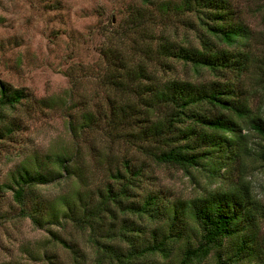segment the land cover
<instances>
[{"label":"rangeland","instance_id":"rangeland-1","mask_svg":"<svg viewBox=\"0 0 264 264\" xmlns=\"http://www.w3.org/2000/svg\"><path fill=\"white\" fill-rule=\"evenodd\" d=\"M228 1L234 16L248 29L247 37L235 44V49L245 53L248 62L240 76L227 72L224 78L234 83L236 95L256 112L264 80V0ZM136 8L155 9L141 0H0V80L29 93L26 100L5 110V122L16 125L12 126L11 134L0 138V264H107L106 258L89 241L91 232L86 226L80 227L67 216L36 226L28 217L19 215L20 206L13 201L11 191L1 187L20 165L47 170L42 156L60 151L81 164L82 176H65L32 187L36 199L44 203L66 195L67 201L76 206L77 191L86 208L93 207L97 200L96 188H103L109 181L105 166L111 164V156L116 161L122 154L142 166L138 180L129 188L133 195L125 198V203L133 200L140 203L149 192L168 206L177 200L188 203L217 189L246 185L260 205L256 213V244L264 260L263 141L244 120L240 121L239 131L243 139L230 159L221 164L205 159L200 165L186 169L156 162L135 148L132 141L114 136V129L109 132L104 129L110 113L107 100H119L120 93L109 84L104 86V75L108 76L111 66L106 64L102 50L120 48L129 59L137 52L135 43L139 44L146 35L143 30L137 34L131 31L129 18L135 17ZM168 15L171 20L165 16L161 19L163 14L155 9L149 18L151 27L145 24L142 27L150 32L147 36L156 37L162 32L185 46H198L194 15L172 11ZM146 18L140 22L144 23ZM145 42L154 44L156 39ZM138 57L149 74L160 80L198 83L219 77L204 68L194 70L174 58H163L165 63L160 66L158 57L150 60L142 52ZM39 100H44V106ZM84 113L91 114L89 121L81 118ZM69 123L75 125L74 132L70 131ZM31 204L27 201L24 206L29 209ZM109 207L113 208L114 218L102 212L105 220L102 235L115 233L121 218L139 224V241L150 240V228L165 225L164 215L159 220H149L144 215L138 218L129 212H120L114 205ZM58 208L66 210L62 204ZM189 226L185 232L193 240L192 223ZM58 238L74 249L75 262L71 250L62 246ZM115 240V237L107 239ZM182 241L180 238L169 243L166 257L146 255L143 259L156 264H175ZM118 244L122 249L127 245L119 239ZM255 262L244 258L235 264ZM196 264H214V260L208 256Z\"/></svg>","mask_w":264,"mask_h":264},{"label":"trees","instance_id":"trees-1","mask_svg":"<svg viewBox=\"0 0 264 264\" xmlns=\"http://www.w3.org/2000/svg\"><path fill=\"white\" fill-rule=\"evenodd\" d=\"M141 2L158 9L163 14L161 19L165 16V19L171 20L167 16L169 11L175 14L192 13L196 20L194 28L198 30V46H185L162 32L156 37L147 36L150 32L142 27L152 24L149 18L155 9L145 12L143 8H136L135 17L131 15L129 18L131 31L137 34V31L143 30L146 35L139 40V44L135 43L137 52L131 54L129 59L120 48L102 50L106 64L111 66L108 76L104 75V86L109 84L111 89L120 93L119 100H107L110 113L104 129L108 132L114 129V136L132 141L135 148L156 162L186 169L200 165L205 159L220 164L230 159V155L236 153L234 150H239V140L243 139L239 131L240 121L244 120L250 129L260 135L263 141L261 155L264 157V80L259 108L252 112L246 101L236 95L234 83L224 78L227 72L240 76L248 62L245 53L235 49V44L247 37L248 29L234 16L229 1ZM145 17L144 23L140 22ZM153 37L156 43L145 42ZM140 52L150 60L158 57L160 66L165 63L163 58H174L191 65L194 70L204 68L219 77L198 83L183 79L160 80L150 75L141 63L138 57ZM27 97L29 93L23 88L12 87L0 80V138L11 134L12 126L16 125L5 122V110ZM37 102L44 106V100ZM90 115L84 113L81 118L89 121ZM74 128L75 125L69 123L71 132H74ZM72 159L65 151L46 153L41 163L47 170L20 165L15 173H10V179L1 187L11 191L13 201L20 206V216L28 217L36 226H41L44 221L53 223L66 219V216L80 227L86 226L91 232L89 241L106 258L107 264H156L143 257H166L170 251L169 243L180 238H183V244L179 246L180 254L175 264H196L208 256L213 258L214 264H235L244 258L256 261L251 264H264L256 244V213L260 205L246 185L217 189L194 197L188 203L177 200L168 206L158 202L157 197L149 192L140 203L134 200L125 203L124 199L133 195L129 188L138 180L142 166L122 154L116 161L111 156V164L105 166L109 181L103 188H96L97 200L93 207L87 209L77 191L76 206L67 201L66 195H59L48 203L37 200L32 187L65 176H82L81 164ZM27 201L32 202L29 209L24 206ZM59 204L65 206L66 210L58 208ZM109 204L116 206L120 212H129L138 218L144 215L149 220H159L164 215L165 225L159 226V229L156 226L150 228V240L139 241V224L131 220L125 222V218H121L115 233L102 235L105 224L102 212L114 218L113 208ZM42 217L46 219L42 220ZM190 223L193 240L185 232ZM114 237L117 242L107 241ZM117 237L127 244L124 249L120 248ZM58 241L71 250L75 262L74 249L65 240L58 238Z\"/></svg>","mask_w":264,"mask_h":264}]
</instances>
